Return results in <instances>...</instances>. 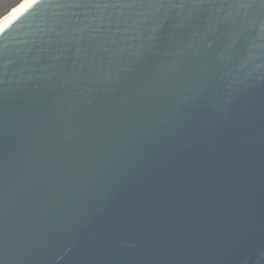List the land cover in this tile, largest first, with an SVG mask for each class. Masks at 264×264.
<instances>
[{"label":"water","instance_id":"1","mask_svg":"<svg viewBox=\"0 0 264 264\" xmlns=\"http://www.w3.org/2000/svg\"><path fill=\"white\" fill-rule=\"evenodd\" d=\"M0 264H264V0H34L2 27Z\"/></svg>","mask_w":264,"mask_h":264},{"label":"rangeland","instance_id":"2","mask_svg":"<svg viewBox=\"0 0 264 264\" xmlns=\"http://www.w3.org/2000/svg\"><path fill=\"white\" fill-rule=\"evenodd\" d=\"M34 0H27L18 10L12 13L8 18L0 23V30L4 27L16 14H18L22 9H24L27 5H29Z\"/></svg>","mask_w":264,"mask_h":264},{"label":"bare ground","instance_id":"3","mask_svg":"<svg viewBox=\"0 0 264 264\" xmlns=\"http://www.w3.org/2000/svg\"><path fill=\"white\" fill-rule=\"evenodd\" d=\"M16 15H17V14H16ZM16 15H15V16H16ZM15 16H14V17H15Z\"/></svg>","mask_w":264,"mask_h":264}]
</instances>
